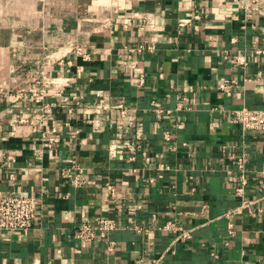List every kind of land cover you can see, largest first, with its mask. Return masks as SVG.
<instances>
[{
    "label": "crops",
    "instance_id": "crops-1",
    "mask_svg": "<svg viewBox=\"0 0 264 264\" xmlns=\"http://www.w3.org/2000/svg\"><path fill=\"white\" fill-rule=\"evenodd\" d=\"M244 1L0 0V196L23 187L43 203L35 226L0 233V264H264V213L234 212L240 182L230 173L229 152L245 149V192L264 189V133L244 132L231 111L264 109L255 51L264 0L250 13ZM143 42L155 49L127 63ZM42 65L55 107L42 130L60 138L51 149L22 92ZM225 80H236L231 96L219 87ZM153 100L171 112L157 118ZM121 103L132 110L125 118ZM100 216L121 225L109 234L113 250L106 239L76 237Z\"/></svg>",
    "mask_w": 264,
    "mask_h": 264
},
{
    "label": "built area",
    "instance_id": "built-area-1",
    "mask_svg": "<svg viewBox=\"0 0 264 264\" xmlns=\"http://www.w3.org/2000/svg\"><path fill=\"white\" fill-rule=\"evenodd\" d=\"M258 2L259 0H245L243 2L242 8L246 13H250L253 11L254 6ZM200 15L201 11L197 10L196 17H200ZM154 49V44L146 42H143L136 47L130 48L126 62L128 63L130 61L133 52H151ZM255 51L258 55L264 57V45L258 46ZM84 56L85 58L89 57L88 54H84ZM234 60L243 66L248 65V58L244 54L234 55ZM28 75L31 79V89H23L22 92L30 93L31 104L28 109L31 111V113H33L34 118L36 117L37 119V123L33 125V130L41 132V138L44 146L51 149L55 147L60 138L49 134L46 130H42L43 127L47 125L55 111L54 105L47 99L53 91L50 75L43 65L40 68H36L31 71L29 70ZM144 83L145 77L142 76L140 78V84ZM235 83L236 80H225L219 84V87L220 89L225 90L229 96H231L232 86ZM81 99L82 98L75 97L76 104L79 105L81 103ZM182 99L185 100L186 98ZM152 102L154 104V113L157 118H162L164 117L165 113L171 112V110L165 111L163 108L158 107L156 105V100H153ZM117 108L119 116L122 118L127 117L132 112L129 106L122 103L118 105ZM74 111V106L68 107V112L70 114L73 115ZM231 111L234 120L240 124L244 132L257 131L264 133V109L243 105L241 107L233 108ZM27 120L28 118L26 116H19V122L23 123L27 122ZM90 122L95 128H98L100 125L97 120H90ZM67 125L71 126L70 121L67 122ZM16 126L13 128L14 130ZM183 126V123L178 124L179 128H182ZM121 135L125 141L129 142L128 133L123 132ZM164 140L166 141L169 148L172 149L174 147V144L171 143L172 135L170 133L167 132L164 134ZM135 143L136 142L134 140L131 141L133 146H136ZM229 157L233 160L235 165V171H230V173H232V178L240 182V185L236 189V193L241 197V203L234 208V212H247L254 216H262L264 213V189L260 190L256 194L251 195H248L245 192V188L249 182L247 151L245 149H241L239 152L230 151ZM8 158L10 159L11 157L9 156ZM76 167L78 168L77 165ZM80 180L81 178L79 175L73 176V182L75 184L80 183ZM42 205L43 203L41 196H38L28 189L18 187L8 190L4 195L0 196V233L24 231L32 228L36 224L38 212L40 211ZM165 227H175L176 229L182 230L181 237L185 238L190 236L191 233L182 226H175L174 224L171 226L170 223H168ZM120 228L121 225L116 221V219L107 216H100L95 218V220H87L86 222L82 223L77 230L76 237L85 244H92L94 241L98 240V238L106 239L109 249L113 250L117 243L115 240L109 239V234L112 231L118 230Z\"/></svg>",
    "mask_w": 264,
    "mask_h": 264
}]
</instances>
